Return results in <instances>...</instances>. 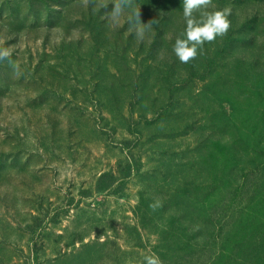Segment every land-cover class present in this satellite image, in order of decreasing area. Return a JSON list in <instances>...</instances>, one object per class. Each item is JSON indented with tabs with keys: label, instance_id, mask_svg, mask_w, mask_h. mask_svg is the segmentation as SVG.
<instances>
[{
	"label": "rangeland",
	"instance_id": "374dc122",
	"mask_svg": "<svg viewBox=\"0 0 264 264\" xmlns=\"http://www.w3.org/2000/svg\"><path fill=\"white\" fill-rule=\"evenodd\" d=\"M135 3L143 41L112 0H0V264H264V0H213L188 64L182 0Z\"/></svg>",
	"mask_w": 264,
	"mask_h": 264
},
{
	"label": "clouds",
	"instance_id": "9594fccd",
	"mask_svg": "<svg viewBox=\"0 0 264 264\" xmlns=\"http://www.w3.org/2000/svg\"><path fill=\"white\" fill-rule=\"evenodd\" d=\"M85 3L95 7L96 0H85ZM107 6V4L102 5L104 9H107ZM182 6L185 28L175 39L172 50L180 63L188 64L203 52L206 43H212L217 37H224L228 34L231 28L229 17L232 14V8L225 6L223 9L210 10L214 8L213 0H182ZM126 11L129 12L126 17L129 31L135 35L138 41H143L146 33L158 21L149 19L144 22L141 8L135 3V0H112L111 10H106L104 15L113 27H118ZM5 60L19 74L20 65L12 59L11 50L0 47V62ZM159 206L158 203L149 205L153 211ZM126 264H130V262H126ZM142 264H163V262L158 255L153 253L145 255Z\"/></svg>",
	"mask_w": 264,
	"mask_h": 264
}]
</instances>
